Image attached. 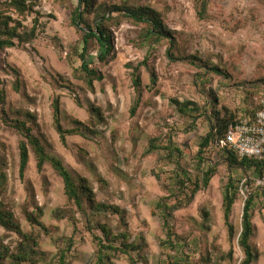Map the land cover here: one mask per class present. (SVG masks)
Wrapping results in <instances>:
<instances>
[{
    "label": "rangeland",
    "instance_id": "374dc122",
    "mask_svg": "<svg viewBox=\"0 0 264 264\" xmlns=\"http://www.w3.org/2000/svg\"><path fill=\"white\" fill-rule=\"evenodd\" d=\"M94 2L96 8L125 3L157 11L179 44L176 56L183 55V60L174 63L168 60L167 41L153 46L148 65L156 74L157 85L152 86L151 74L144 70L141 104L132 117L130 110L136 93L130 67L142 63L148 55L149 49L140 47L144 25L127 20L107 23L115 57L107 64L95 60L93 67L102 72L104 80L95 82L91 90L76 76L81 65L76 50L82 48V40L71 24V12L77 4L39 0L36 11L41 15V27L37 39L0 55V82L6 98L0 107V167L8 176L7 191L0 201L5 204L4 209L13 213L25 234L34 233L40 238L43 254L39 264H58L61 251L66 252L68 264H96L99 247L94 235L103 237L104 234L95 220L88 217L91 215L89 203H85L87 214L73 213L67 204L62 178L49 164L39 172L33 150H30L25 180L20 179L19 144L23 136L13 121L26 122L47 152L60 158L76 180L89 183L97 202L121 209V214L109 211L99 219L109 226L113 237L127 233L129 244L142 247L139 253L131 252L137 264H170L162 256L160 242L165 233L161 219L152 211L166 195L164 185L175 167L158 154H146L148 143L171 130L174 142L189 163L198 152L199 139L207 134L209 125L201 119L196 128L189 130L191 122L178 114L171 99L191 100L205 106L214 92L218 102L215 108L209 106L210 111L218 110L223 117L227 108L240 117L247 105L254 106L256 99L264 95V0H211L204 20L197 15L196 0ZM95 17L96 14H88L87 20L93 24ZM91 46V53L96 55L97 45ZM191 56L220 66L227 77L201 70L197 67L198 61L192 63ZM17 84L19 90H16ZM56 100L60 102L66 129L74 128L77 123L87 127L82 125L80 135L69 136L67 147L54 127ZM213 157L214 163H219V172L208 189L198 193L190 207L177 212L170 220L175 231L190 244L191 264H205L203 257L207 254L215 255L231 248L223 208L229 173L222 156L214 153ZM154 172L163 180L159 181ZM236 177L240 179L242 173L238 172ZM247 181L244 178L240 184V195L231 216V222L238 227L251 191ZM255 187H258L256 183ZM59 208L65 209V218L55 216ZM39 209L47 232L33 226L27 218L28 214L38 217ZM204 211L209 213L207 222ZM252 221L255 234L251 242L259 255L253 264H264L262 196L256 201ZM204 222L210 229L204 227ZM0 240L14 252L24 238L0 226ZM115 242L120 245L122 240ZM234 246L235 261L240 264L243 255L237 240ZM0 264L15 262L5 258L0 259ZM106 264L132 262L129 256L122 255L121 259L106 260Z\"/></svg>",
    "mask_w": 264,
    "mask_h": 264
},
{
    "label": "trees",
    "instance_id": "16d2710c",
    "mask_svg": "<svg viewBox=\"0 0 264 264\" xmlns=\"http://www.w3.org/2000/svg\"><path fill=\"white\" fill-rule=\"evenodd\" d=\"M64 1V0H63ZM72 1L76 7L71 12V24L77 28L81 34L82 48L76 50L77 57L81 65L76 70L79 79L83 80L86 85L94 90L95 82H102L104 75L102 72L94 68L95 60L100 63L107 64L110 58H114V45L110 31L106 28L107 23L120 20L131 21L137 25H144L145 33L142 34L143 42L141 48H148V55L145 61L135 66H131L132 87L136 93L133 106L130 110L131 116H135L139 109L143 94L142 72L148 71L151 74V84L155 88L157 85V77L153 70L150 69L148 61L154 50L153 46L167 41L169 50L167 58L171 63L183 60L176 56L179 44L173 33L165 26L162 16L150 7H137L132 4L123 5H101L95 7L94 0H66ZM211 0H196V12L200 19L204 20L208 17V9ZM39 6V0H0V55L7 49L26 46L33 43L38 37V31L41 27V15L36 8ZM88 14H96L93 24L87 20ZM34 16V17H33ZM33 17L30 24H26ZM152 44H150V43ZM92 44L97 45V53H91ZM192 63L198 61L197 67L207 71L209 74L227 77L226 71L220 66L211 63H204L196 56H191ZM2 64L0 58V65ZM264 85V81H263ZM19 90L18 84L15 86ZM207 101V105L203 106L195 101L187 100L184 102L179 99H171V103L182 118H187L191 122L190 129L196 128L197 123L201 119H205L209 125V131L205 136L199 139L198 152L188 163L185 160L184 152L178 147L173 140V133L170 130L165 135L150 139L146 154H158L162 160L168 165L174 166L171 171L168 183L164 185L167 193L161 197L155 205L153 215H158L161 219L162 229L165 238L160 242L162 256L166 257L170 264H191L190 244L181 237L176 231L170 220L174 219L177 212L190 207L198 193L208 189L212 179L219 172V163H214V153L222 156V163L226 165L229 177L225 186L223 196L224 220L229 231L231 248L226 252H218L215 255L203 257L205 264H236L234 242L240 247L243 259L240 264H253L259 257L258 252L252 245V238L255 234L253 225V214L256 201L264 197V188L255 187L258 179L264 177V161L257 159L240 160L236 153L226 143V133L231 124H235L244 117L255 119L257 112L261 109L257 103L250 107L247 105L245 113L238 116L233 110L225 109V115L222 117L218 110H209L212 105L215 108L218 98L213 92ZM264 97V95H261ZM6 103L5 93L0 82V107ZM54 127L60 137L62 144L68 146V137L76 136L82 133L81 126L87 128L85 124L77 123L72 129H66L62 124L60 102L56 100L54 105ZM95 110V109H94ZM4 111V108H3ZM96 113V111H95ZM99 116V115H98ZM19 131H21L23 139L19 144L20 164L19 176L22 181L25 180L26 172L30 161V150H33L37 169L39 172L49 164L56 173L62 178L65 190V196L68 206H71L73 213L80 211L87 214L85 203L88 202L91 215L95 223L100 228L103 237L94 235L99 247L97 252L96 264H106V260L121 259L122 255H127L132 264L138 262L133 258L131 252L139 253L141 246L129 244L127 241V233L113 237V232L109 226L99 219L102 213L115 212L121 214V209L115 206H107L96 201L95 193L84 180H76L70 170L66 168L63 161L47 152L44 145L38 137L33 135V129L27 126L26 122L13 121ZM189 132V131H188ZM195 172V173H194ZM242 173V177L238 179L236 175ZM159 181L162 177L155 173ZM251 174V175H250ZM244 178H248L246 186L251 190L245 202L241 226L238 227L231 222L232 211L235 203L240 195V184ZM8 176L4 168L0 167V197L7 191ZM5 204L0 201V226L7 232H15L21 235L24 240L19 243L16 251L10 252L8 247H4L0 240V259L12 258L15 264H39L40 255L43 254L40 238L34 234H25L21 227L16 223L13 213L4 209ZM40 215L35 217L31 214L27 216L29 222L39 229L48 231L41 218L43 216L42 209ZM55 216L62 219L67 216L65 209L59 208L55 212ZM204 219L209 217V213L203 212ZM206 229V223H203ZM119 237V238H118ZM122 240L120 245L115 241ZM4 249V251H2ZM174 252L176 255H173ZM58 264H68L66 261V252L61 251Z\"/></svg>",
    "mask_w": 264,
    "mask_h": 264
},
{
    "label": "built area",
    "instance_id": "2783aa9c",
    "mask_svg": "<svg viewBox=\"0 0 264 264\" xmlns=\"http://www.w3.org/2000/svg\"><path fill=\"white\" fill-rule=\"evenodd\" d=\"M260 110L255 119L244 117L228 127L227 145L240 160L257 159L264 161V97L256 99ZM257 186L264 187V177L257 180Z\"/></svg>",
    "mask_w": 264,
    "mask_h": 264
}]
</instances>
